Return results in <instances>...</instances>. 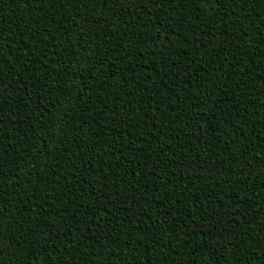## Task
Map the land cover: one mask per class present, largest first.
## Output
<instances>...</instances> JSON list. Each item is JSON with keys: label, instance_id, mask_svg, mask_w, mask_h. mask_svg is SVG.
I'll list each match as a JSON object with an SVG mask.
<instances>
[{"label": "trees", "instance_id": "16d2710c", "mask_svg": "<svg viewBox=\"0 0 264 264\" xmlns=\"http://www.w3.org/2000/svg\"><path fill=\"white\" fill-rule=\"evenodd\" d=\"M0 264H264V0H0Z\"/></svg>", "mask_w": 264, "mask_h": 264}]
</instances>
